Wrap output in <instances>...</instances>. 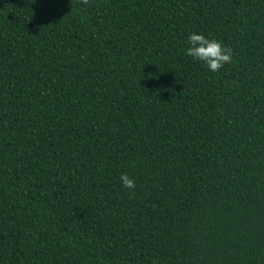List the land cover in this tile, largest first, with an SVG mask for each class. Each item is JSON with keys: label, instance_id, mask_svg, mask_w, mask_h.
Instances as JSON below:
<instances>
[{"label": "trees", "instance_id": "obj_1", "mask_svg": "<svg viewBox=\"0 0 264 264\" xmlns=\"http://www.w3.org/2000/svg\"><path fill=\"white\" fill-rule=\"evenodd\" d=\"M0 264H264V0H0Z\"/></svg>", "mask_w": 264, "mask_h": 264}, {"label": "clouds", "instance_id": "obj_2", "mask_svg": "<svg viewBox=\"0 0 264 264\" xmlns=\"http://www.w3.org/2000/svg\"><path fill=\"white\" fill-rule=\"evenodd\" d=\"M84 5L89 0H80ZM189 47L186 55L203 62L212 72H218L224 65L231 63V49L225 48L216 40L206 39L203 35L191 34L188 38ZM122 185L127 189H135V181L126 173L120 177Z\"/></svg>", "mask_w": 264, "mask_h": 264}]
</instances>
